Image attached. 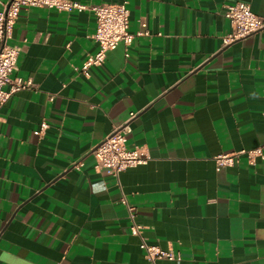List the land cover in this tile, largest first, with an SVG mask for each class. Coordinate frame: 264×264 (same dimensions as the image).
<instances>
[{"label":"crops","instance_id":"1","mask_svg":"<svg viewBox=\"0 0 264 264\" xmlns=\"http://www.w3.org/2000/svg\"><path fill=\"white\" fill-rule=\"evenodd\" d=\"M72 1H125L129 33L146 34L83 72L89 10H20L10 79L32 86L0 105V264H150L122 196L146 242L179 255L154 264H264V159L213 160L264 140V30L221 41L225 6L264 17V0ZM125 123L148 160L117 185L91 151Z\"/></svg>","mask_w":264,"mask_h":264},{"label":"built area","instance_id":"2","mask_svg":"<svg viewBox=\"0 0 264 264\" xmlns=\"http://www.w3.org/2000/svg\"><path fill=\"white\" fill-rule=\"evenodd\" d=\"M0 4L2 6V10H0V105L14 93L32 86L30 81L10 79V75L16 65L19 49L10 46L7 41L22 8H46L65 13L73 10H89L94 15L96 29L92 38L97 44V50L84 61L81 68L83 72L91 66L102 65L106 54L114 50L119 43H123L128 47L134 37L146 34L143 31L137 32L135 35L129 33V14L125 1L121 4L102 3L91 7L80 5L72 0H5ZM224 17L230 24V31L221 40L223 46L241 41L264 30V17L253 13L247 4L242 2L225 6ZM141 26L144 27V24L141 23ZM133 116L132 114L130 115V120ZM45 128V123H42L37 134H40ZM128 132V123L115 128L91 151V155L94 158V171L112 177L117 185H119L120 173L127 169L144 165L148 160L140 148L127 147L126 136ZM263 153L264 140L256 148L242 149L235 153L218 155L213 160L216 169L219 171L222 168L235 165L241 157H245L252 164L256 159H264ZM74 167L79 169V165ZM120 203L128 211L129 233L139 239V249L144 252L145 258L150 264H154L157 260L173 262L179 260V255H175L171 251L162 250L157 246L149 245L143 236L142 227L135 221L133 207L127 204L124 196L121 197Z\"/></svg>","mask_w":264,"mask_h":264}]
</instances>
